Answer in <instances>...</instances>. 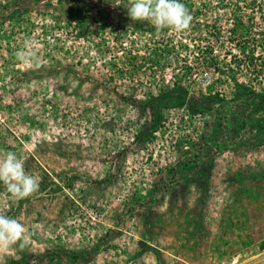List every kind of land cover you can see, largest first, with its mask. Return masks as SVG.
<instances>
[{"label": "rangeland", "instance_id": "rangeland-1", "mask_svg": "<svg viewBox=\"0 0 264 264\" xmlns=\"http://www.w3.org/2000/svg\"><path fill=\"white\" fill-rule=\"evenodd\" d=\"M180 2L157 32L129 0H0V155L40 178L0 182L33 233L0 264H264V0Z\"/></svg>", "mask_w": 264, "mask_h": 264}, {"label": "clouds", "instance_id": "clouds-1", "mask_svg": "<svg viewBox=\"0 0 264 264\" xmlns=\"http://www.w3.org/2000/svg\"><path fill=\"white\" fill-rule=\"evenodd\" d=\"M128 15L133 21H147L157 32L165 28L182 32L190 28L193 15L180 0H129ZM31 41H25L26 46ZM17 58L29 62L32 53L17 52ZM0 182L16 200L25 199L39 191L40 178L25 171L24 162L13 151L0 155ZM33 233L18 219L0 213V254L18 246L26 248Z\"/></svg>", "mask_w": 264, "mask_h": 264}, {"label": "trees", "instance_id": "trees-1", "mask_svg": "<svg viewBox=\"0 0 264 264\" xmlns=\"http://www.w3.org/2000/svg\"><path fill=\"white\" fill-rule=\"evenodd\" d=\"M179 90H181V87L180 86H176L175 88H173L172 90H169V89H167V90H164V91H162V95L164 94V97H163V100H166L167 99V97H169V94H177V92H179ZM177 98L176 99H181V97H178V96H176ZM168 102H170V99H169V101ZM176 102H178V103H180L179 101H176ZM175 102V104H177ZM170 105V104H169ZM166 105L163 103L162 105H161V108H163V107H165ZM157 118L158 119H156V121L154 122V124H153V127H152V133L154 132V131H156L160 126H161V124H162V118H163V116H162V114H161V112H158L157 113Z\"/></svg>", "mask_w": 264, "mask_h": 264}]
</instances>
